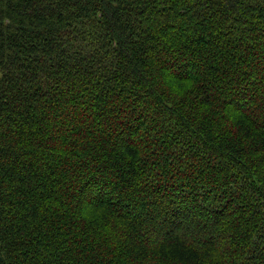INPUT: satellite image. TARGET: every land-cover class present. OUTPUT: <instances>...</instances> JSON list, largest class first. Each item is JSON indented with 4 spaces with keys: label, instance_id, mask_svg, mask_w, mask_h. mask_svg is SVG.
<instances>
[{
    "label": "trees",
    "instance_id": "1",
    "mask_svg": "<svg viewBox=\"0 0 264 264\" xmlns=\"http://www.w3.org/2000/svg\"><path fill=\"white\" fill-rule=\"evenodd\" d=\"M0 264H264V0H0Z\"/></svg>",
    "mask_w": 264,
    "mask_h": 264
}]
</instances>
